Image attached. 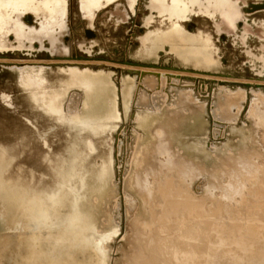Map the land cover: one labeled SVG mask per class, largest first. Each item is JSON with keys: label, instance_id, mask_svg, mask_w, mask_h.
<instances>
[{"label": "rangeland", "instance_id": "1", "mask_svg": "<svg viewBox=\"0 0 264 264\" xmlns=\"http://www.w3.org/2000/svg\"><path fill=\"white\" fill-rule=\"evenodd\" d=\"M21 1L4 10L2 37L14 16L36 12L38 28L45 10L60 8L71 38L88 40L92 3ZM196 1L159 2L184 11L180 19L150 0H138L134 14L126 0L97 9L86 45L97 47L92 60L0 59L24 65L0 67V264H264V79L252 73L260 67L250 54L256 28L246 19L247 32L225 27L214 1ZM175 21L206 32L208 41L190 37L210 45L215 65L168 53L185 40L157 42L160 35L162 46H143L146 33Z\"/></svg>", "mask_w": 264, "mask_h": 264}, {"label": "water", "instance_id": "2", "mask_svg": "<svg viewBox=\"0 0 264 264\" xmlns=\"http://www.w3.org/2000/svg\"><path fill=\"white\" fill-rule=\"evenodd\" d=\"M127 4L129 6L130 11L132 10V1L131 0H126ZM85 2H87L89 5H91L90 3L94 4L92 5L93 8L92 10H90V14L86 15L87 19H88V26L85 32V38L87 39H91L95 36V33L93 31L92 25H93V19H94V15L96 14V10H100L106 6H108L110 3L114 2V0H98L96 2H88V0H86ZM150 2L152 3V0H150ZM224 5V9L226 10V13H221V17L223 19V24L225 27H231L233 29V27H236V24H238V26H243L245 24L244 22V12L246 14H254V13H258V12H264V0H257L255 2H252L250 4L247 5V8L245 10H243V7H234L231 5H228L226 3V0H222L221 1ZM86 3V4H87ZM60 9V8H59ZM152 9V8H151ZM54 11V12H53ZM51 11L53 14L56 13L57 11H55V9ZM44 17H43V21L37 22L38 23V28L34 27V29H31L30 25L32 26L33 23L36 22V12H28L26 17H25V22H27V24H29V26H27V28L30 29V31H25V27H23V23L21 22V14H18V23L16 24H12L9 28H7V31H1V33L6 34L5 36L7 38H11L13 39L14 36H16L17 38H20L22 36V38H26L27 40H29L30 42L37 41L39 43V45H41V47H43V41H47L49 48L46 47L45 49L50 53V55L56 59H64V60H72V56L70 53H68V50L64 49V43H63V38L66 36H64V29H66V40L68 39V34H69V28L66 25V22L64 20V16H63V12L58 10L57 12V18L54 20H51L50 22H48V19L50 16V13L45 12L44 11ZM83 18H85L83 16ZM34 19V20H33ZM35 21V22H34ZM195 27V23L192 21L188 22V29L189 30H193ZM219 27V26H218ZM8 32H12L13 35L7 34ZM221 36V40H223L224 38H226V33L221 32L220 33ZM4 37V38H6ZM63 48V49H62ZM84 57H79V59H83ZM44 66H48L51 67L53 65H56L55 63H42ZM61 64V63H59ZM124 64L127 65H139V66H143L144 64L141 63H134V62H130V61H125ZM15 66H24L23 63H2L0 62V66H4V67H14ZM72 66L74 67H80L83 69L86 68H93L94 65L89 63V64H82V63H78V64H72ZM150 67H157L155 64H151ZM99 69L102 68H106L110 71H122L123 68L121 67H117L115 65H104V64H99L98 65ZM169 68V67H168ZM128 73L130 74H136L139 75L140 71L139 70H132V69H127ZM190 78H194V77H190ZM204 81H207L206 79ZM220 83L226 84V85H241V86H245V87H249L250 83H244V82H239V81H220Z\"/></svg>", "mask_w": 264, "mask_h": 264}, {"label": "flooded vegetation", "instance_id": "3", "mask_svg": "<svg viewBox=\"0 0 264 264\" xmlns=\"http://www.w3.org/2000/svg\"><path fill=\"white\" fill-rule=\"evenodd\" d=\"M8 1V0H7ZM6 0H0V6H2V5H4V4H6V2H7ZM17 1L18 0H11L10 1V5L12 6V4H17ZM23 1V0H22ZM21 1V2H22ZM25 2H26V0H24ZM58 1H60L59 3L61 4V8L63 7V4H64V2H63V0H58ZM255 1H257V0H248L247 2H246V5L243 7V10H245L246 8H247V5L248 4H250V3H252V2H255ZM16 2V3H15ZM12 3V4H11ZM132 10L133 11H131V13L132 14H134V12H135V10H136V6H137V3H138V0H133L132 1ZM20 6H22V5H20ZM9 6H7V8H8ZM1 8V7H0ZM7 8H1L0 9V13H1V11H3V13H7L6 11H4V10H6ZM159 12V11H158ZM2 13V14H3ZM27 13L28 12H24L23 14H21V22L24 24V25H27V26H29V24H27V22H25V17H26V15H27ZM203 15V14H202ZM244 15H246V16H249V17H243L244 18V20L246 21V22H248V24L247 25H249V26H252V25H255V23H256V21H259V23H261L262 24V26L264 27V15L261 17L260 16V13L258 12V14L257 13H254V14H246L245 12H244ZM17 16V15H16ZM82 18H83V15H82ZM95 18V17H94ZM7 19H8V17H7ZM12 19H14L13 21H11L12 22V24H16L17 22H18V19L16 20L15 19V16H14V18H12ZM65 19V18H64ZM34 20V19H33ZM132 20V19H131ZM15 21V22H14ZM41 21H43V20H41ZM244 21V22H245ZM35 22V21H34ZM37 22H40V21H37ZM131 22V21H130ZM189 22V21H188ZM188 22H187V26H188ZM245 22V23H246ZM35 24L36 23H33V25L31 26L30 25V27H31V29H34V26H35ZM66 25H67V23H66ZM246 24H244V26H238V24H236V28L238 27V28H240V27H242V28H245V27H247V26H245ZM26 26V27H27ZM38 27V26H37ZM88 27V26H87ZM68 28H69V34H68V39L66 40L65 38H66V36H67V34H66V29H64V38H63V43H64V46H63V48L64 49H66V50H68V53H70L71 54V56H72V58L73 59H79V57H84L83 59H86V60H92V59H95V58H97L95 55H94V52L92 51V50H95L97 47H95L94 49H93V47H91V48H89V49H86V45L88 46V40H85V39H72L71 38V34H72V27L70 26H68ZM85 29H87V28H85ZM246 32H247V28H245L244 29ZM25 31H30V29L29 28H26L25 29ZM86 31V30H85ZM10 35H13V34H10ZM247 38V40H248V36H246ZM261 39V38H260ZM94 40V39H93ZM262 41L264 40V37H262V39H261ZM4 41V42H3ZM2 42V43H1ZM235 43L236 42H232V45L234 46L235 45ZM263 43H264V41H263ZM0 45H2V47H0V57H2V58H8V57H16L17 55H20V56H22V57H30V56H32V55H38V54H40V53H42V54H44V55H46L48 58H54V57H52L51 55H50V53L45 49L46 47H48L49 48V45H48V43H47V41H43V47H41V45H39V43L37 42V41H32V42H30L29 40H27L26 38H22V36L20 37V38H17L16 36H14V38L13 39H11V38H4V37H2L1 35H0ZM97 46V45H96ZM62 48V49H63ZM262 52H261V54H260V56L259 57H264V50L262 49L261 50ZM247 56L249 55L248 53L246 54ZM102 58V57H101ZM250 58V57H249ZM225 61V60H224ZM252 61H255L254 60V58H252ZM226 62V61H225ZM262 62H260V64H261ZM56 64V63H55ZM142 64V63H141ZM244 65V67H246V68H248V70H249V68H251L250 67V65H249V63L247 62V63H245V64H243ZM1 67V66H0ZM4 67V66H3ZM52 67V66H51ZM11 70V69H10ZM241 74H244L245 72H241V71H244V70H238ZM255 76H257V77H259V78H262V79H264V70H261V68L260 69H258V71L256 70V72H252Z\"/></svg>", "mask_w": 264, "mask_h": 264}, {"label": "bare ground", "instance_id": "4", "mask_svg": "<svg viewBox=\"0 0 264 264\" xmlns=\"http://www.w3.org/2000/svg\"><path fill=\"white\" fill-rule=\"evenodd\" d=\"M7 1V0H6ZM10 1L11 0H8L6 2V4L0 6L1 8H7V6L10 5ZM16 1V0H15ZM30 1V0H28ZM161 1H164V0H161ZM198 1V0H197ZM196 1V2H197ZM209 1H214L215 5L213 6V8L218 11V12H221V13H226V10L224 9V5L223 3L221 2L222 0H209ZM48 2V1H47ZM95 2V1H94ZM159 2L160 0H152V3H151V7L154 9L155 8H159L160 9V13L163 12V11H166V9H168L166 12H174L176 13V18H180L183 16L184 14V11H182L180 13V10L179 9H176V5L175 7L172 6L169 8H166L168 6H159ZM195 2V3H196ZM16 3V2H15ZM45 3V2H44ZM12 4V3H11ZM23 4V3H22ZM194 4V2L192 3ZM201 4H203L202 2L198 3V5L200 6ZM93 5V4H92ZM91 5V7H92ZM90 6V5H89ZM156 6H159V7H156ZM58 7V6H57ZM88 7V6H87ZM211 7V6H210ZM0 8V9H1ZM206 8H209L208 6ZM51 9V8H50ZM49 9L45 10V12L47 11L48 12ZM60 10V9H59ZM53 11V10H51ZM50 11V15H52V18L54 15H56V17H54L55 19L57 18V13L53 14L52 12ZM61 11V10H60ZM3 11H1L0 13V24H1V21H6L7 19V13H3ZM202 19V18H201ZM49 20V19H48ZM1 26V25H0ZM185 27V26H184ZM1 29V28H0ZM31 32V31H30ZM32 33V32H31ZM190 32H183V30H181V27L180 26H175V27H172V29L166 31V32H163L161 34V39L158 40L157 42H166V41H170L171 39H178L177 41H181V40H185L183 41V46H175V47H171L172 50H176V54L181 57L185 63L189 64L193 59L196 60V63H199L201 64L200 66H204V68H210L212 65H215L216 63V59L214 57V54H213V51L209 46H204L203 44H198L194 41V39L192 37L194 36H197V35H192V37H190ZM199 38H202L201 36H197ZM205 40L208 41V39L204 38ZM4 42V41H3ZM2 43V42H1ZM175 45V44H174ZM174 45H171V46H174ZM217 45V44H216ZM179 51L181 52V55H179ZM207 51V52H206ZM215 51V50H214ZM206 52V53H205ZM0 59H4V58H0ZM126 65V64H124ZM209 65V66H207ZM130 66V65H129ZM199 66V65H198ZM20 67V66H19ZM22 67V66H21ZM75 67V66H74ZM133 67H148V68H156V67H149V66H133ZM160 69H163V68H160ZM166 70H169V69H166ZM180 77V76H179ZM182 79H184L182 77ZM186 80V79H184ZM6 244V243H5ZM4 251V250H3ZM46 258V257H45ZM44 260V258H43ZM189 260V259H188ZM185 261V260H184ZM36 263L38 262H42L41 261V258H36ZM44 262V261H43ZM42 262V263H43ZM187 262V260H186ZM185 262V263H186ZM34 264V262H33ZM41 264V263H40Z\"/></svg>", "mask_w": 264, "mask_h": 264}, {"label": "crops", "instance_id": "5", "mask_svg": "<svg viewBox=\"0 0 264 264\" xmlns=\"http://www.w3.org/2000/svg\"><path fill=\"white\" fill-rule=\"evenodd\" d=\"M161 1V0H160ZM200 2V0H198L196 3H195V5H198V3ZM201 3V2H200ZM199 6V5H198ZM218 12V11H217ZM172 18H176V17H178V16H176V13H174V12H172V13H170V12H167ZM260 13V16H262V15H264V12H259ZM180 19V18H179ZM176 22V24H174V25H172L171 27H170V29H172V27H175V26H180L181 27V30H183V32L185 31V32H190V33H192L193 35H197V36H201V37H203V38H206V39H211L207 34H206V32H204L203 30H200V28H199V26L196 24V26L197 27H194V29L195 28H197V30L196 31H194V29H193V31L192 30H189L188 28H187V23L185 24V26L186 27H184V25L181 23V22H179V21H175ZM253 27L252 28H256L254 31H253V36H254V38H255V40H254V42H255V49H256V52L255 53H253V52H251L250 54L252 55V56H254V60H255V62H257L258 64H257V66H259L260 68H261V70H264V57H259L260 56V54H261V50L263 49L264 50V43H263V41L261 40L262 39V37H264V27L262 26V24L261 23H259V21H256V23H255V25H252ZM169 29V30H170ZM166 31H168V29L166 30V29H158V30H151V31H149L148 33H146V38L145 37H142V42H143V46L147 43V42H149V41H151L154 45H156V46H158L157 44H155V38H156V36H160L163 32H166ZM261 38V39H260ZM169 45V44H168ZM160 46H162V45H159L158 47H160ZM170 49V47H167V45H166V50L168 51ZM162 53H163V51H162ZM168 53H171V54H174L175 56H177V57H179L178 55H176L175 54V51L174 50H170V52H168ZM180 59H182L181 57H180ZM183 60V59H182ZM260 62H262L261 64H260ZM256 65V64H255Z\"/></svg>", "mask_w": 264, "mask_h": 264}]
</instances>
